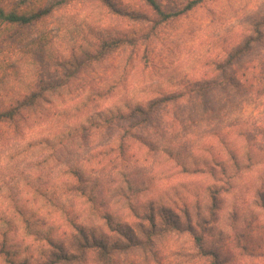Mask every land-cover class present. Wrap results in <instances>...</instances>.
I'll return each mask as SVG.
<instances>
[{"label":"rangeland","instance_id":"rangeland-1","mask_svg":"<svg viewBox=\"0 0 264 264\" xmlns=\"http://www.w3.org/2000/svg\"><path fill=\"white\" fill-rule=\"evenodd\" d=\"M160 1L167 9L178 10L189 0ZM110 2L115 8L99 1H71L37 28L7 29L0 34V111L9 109L38 84L55 86L41 98L32 117L29 115L32 122L19 124V128L27 126L24 131L15 130L13 124L0 127V228H5L4 221L14 220L16 231L10 235L11 248L22 258L32 252L37 254L40 243L28 234L19 207L33 216L36 228H51L61 235L70 231L67 214L51 204L46 193L67 206L72 218L98 231L97 237L105 233L112 243L121 239L106 228L105 220L93 212L87 199L62 195L58 182L66 179L62 175L64 168L114 144L123 136L125 123L93 133L86 140L72 139L65 148L53 150L47 141H58L97 112L116 107L126 110L128 105L143 104L172 92L180 94L191 86L218 79V74L213 73L216 67L226 63L232 49L250 34L251 22L264 19V0H205L193 12L162 25L157 24L156 13L142 0ZM40 35L50 42L48 52L37 48L27 54L24 49L18 51L24 41ZM110 38L124 39L125 43L119 50L102 52L103 41ZM7 46L16 49L11 53ZM249 61L264 68L263 45L242 63ZM80 62L84 63L80 73L70 78L74 65ZM103 83L105 99L96 94ZM113 86L118 87L111 97L108 87ZM208 99L210 102L211 97ZM203 110L202 102L188 96L176 104L164 105L156 111L153 128L141 125L134 130L142 139L123 138L126 162L115 157L119 164H111L113 159L81 164L88 170L86 178L96 186L101 208L110 211L125 227L124 236L141 241L138 247L115 253L111 264H211L199 255L192 231L204 234L213 221L210 212L215 214L217 210L209 192L216 180L206 174L213 165L211 151L215 156L220 153L215 160L227 162L226 148L219 146L211 131L230 126L235 116L233 110L227 109L224 114L218 111L204 118ZM240 111L247 132L259 137L257 146L264 163V96L246 100ZM227 137L228 147L244 148L233 135ZM156 144L181 150V158L171 160L157 153ZM214 165L220 169L223 164L216 161ZM260 175L256 170L245 173L235 181L231 193L218 195L223 202L215 223L218 229L206 246L220 250L226 243L225 234L231 233L230 239H236L234 232L241 231L247 235L243 238L248 247L243 252L231 246L230 252L224 251L221 264H264V233H258L260 227L264 228V210L256 195ZM72 180L75 182L73 177ZM120 188L132 198L137 213L128 208L127 199L118 195ZM152 208L158 215L156 230L141 218ZM165 211L182 227L180 230L167 227L161 217ZM189 211L192 216L186 217ZM0 264L8 263L0 257ZM77 264L102 263L90 253Z\"/></svg>","mask_w":264,"mask_h":264},{"label":"trees","instance_id":"trees-1","mask_svg":"<svg viewBox=\"0 0 264 264\" xmlns=\"http://www.w3.org/2000/svg\"><path fill=\"white\" fill-rule=\"evenodd\" d=\"M71 1L75 0H0V34L7 29L25 30L27 28H37L41 23L51 18L61 6L67 5ZM90 1H99L107 4L111 8H115L110 0ZM142 1L156 13L159 18L158 25L177 20L193 12L205 2V0H189L184 4L183 8L170 10L165 8L160 0ZM250 27V34L245 36L244 43L242 42L232 49V53L228 55L226 63L216 67L213 73L218 74V79H212L195 85L194 87H186L188 90L186 89L187 91L180 94L172 92L164 97L148 99L143 104L128 105L125 108L126 110L116 107L107 109L103 112H97L93 116L87 118L83 124L79 125L74 130H72V128L69 129L65 134L59 137L58 141H47V145L53 150L57 147L65 148L68 143L71 142L72 144V139L73 141L76 138L86 140L91 137L93 133L95 134L111 126L125 123L124 129L122 130L123 136H119L114 144L108 145L100 152L89 155L82 161L75 162V164H77L75 166L64 168V173L62 175L66 177V179H62L58 182V189L62 195L87 199L86 201L92 206L93 212L105 220V226L110 232L121 236L120 240L112 243L107 240L105 233L97 237L98 231L87 228L80 219H76V217L72 218L67 206H64L60 201H56L55 195L50 196L45 192L46 195L49 196L48 200L50 203L60 207L67 214V223H69V228L67 229H70L71 232L68 230V233H62L63 235H61L57 234V232L51 228L49 230L36 228L37 224L33 222V216L27 215V211L19 207L20 210L18 213L21 217H24V223H26L28 227V234L33 236L36 242L40 243L39 251L37 254L31 251V255L27 254V256L22 258L18 252L12 250L11 246H13V243H10V235L15 233L14 231L16 230L15 223L13 222L14 220L11 219L4 221L6 222L4 229L0 228V239L2 240L0 242V257L4 258L8 264H77V261L83 260L85 255L92 253L98 262L102 264H111L110 261L115 253L140 246L141 241H139L138 238L124 236V233L127 232L125 227L117 221L110 211L101 208L95 193L96 186L90 183V178H86L88 170L81 166V164H92L95 163V161L105 163L104 161L107 162L109 159H113V161L110 162L111 164H119L117 160L126 162V143L123 138L130 137L142 139L143 136L134 132L135 129H138L141 125L153 128V120L158 109L164 105L168 107L172 104H176L187 96L190 98L195 97L202 102L204 118L214 115L218 111H220V114H224L227 109L233 110V115L235 116L230 126L220 129L215 128L211 131V136L216 139L219 146L226 148L227 162L226 160H215L216 157L218 159L220 153L218 156H215L211 151V159H213L211 164L213 165L206 174L216 180V184L214 187L210 188L209 192L213 195L210 197V200L213 201L212 206H217V210L215 214L210 212L213 220L212 223L211 221L207 222L211 223L210 226L213 227V230H211V227L207 228L204 234H198L192 231L194 232L192 235L198 253L206 258L207 261H210L211 264H221L225 257H223V255H225L224 251L230 252L231 246L234 249L236 248L243 252H247L248 247L245 245V238H243L245 236L247 238V235L241 231L234 232L236 239H230L231 233L223 234L226 243L222 244L220 250L209 249L206 245L213 240L215 237L214 234L217 233L216 229H218L215 223L219 220L218 212L222 209L223 204V202L219 200L218 195L221 196L228 192L231 193L232 189H234L235 181L241 178L243 174L254 170H256L258 175L261 174V180L259 181L261 184L256 195L258 196L257 200L262 202L261 207L264 210V163L259 156L261 150L257 146L259 137H251L245 128V122L241 121L239 117V115H241V106L245 105L246 100H257L260 96H264V68L262 66L258 67L257 63L254 61H249L247 64L242 63L253 54L257 46H264V19L259 18V20L251 22ZM21 42H23V40H21ZM124 43V39L110 38L103 41L101 49L102 52L119 50L123 47ZM49 44L50 42L45 40L44 36L40 35V37L37 36L34 39L28 40L26 43L24 41V47L17 49L20 52L24 49L23 52L25 54H27V52L29 53V50L31 52V49L35 48L48 52ZM8 49L13 53L16 48ZM88 56L90 58L97 57L93 55ZM74 66L75 68L69 74V77L72 79H75L76 75L80 73V68L84 66V63H76ZM104 83L106 84V82ZM105 84L100 88L99 91L101 92L96 93L103 99L106 98L107 93ZM54 87L55 86L50 84L44 86L38 84L36 88H31L27 96H23L15 101L9 109L0 111V127L1 125L13 124L15 130H17L20 123L29 125V123L32 122V111L39 106L42 101L41 98L43 99L47 92L53 91ZM117 87L118 86L108 87L111 97L114 95V91ZM209 97H211L210 102L208 101ZM215 106H218L219 109L215 110ZM29 115H31V117ZM25 128H27V126L19 128V132L24 131ZM229 135H233L235 139L240 140L244 148L240 150L238 148L233 149L228 147L227 136ZM2 136L3 134H0V138ZM154 148L157 153L161 152L171 160H179L182 155L181 150L178 152L175 149H169V146L166 144H156ZM105 155L108 157V159L105 158L106 160H104L103 157ZM115 157L117 160H114ZM45 161L49 162L47 159H45ZM216 161L217 164H223L220 165L222 166L220 169L219 165H214ZM231 163L234 164V166L228 165ZM219 172H221V175L218 174ZM72 177L75 182H73ZM127 184L129 188L133 190L132 187L134 186L129 180H127ZM119 190L120 191L117 193L121 199H127L128 208H130L132 212L137 213V206H134L133 200L129 194H125L122 188ZM209 205L210 203H208V206ZM154 209L155 208L151 209V213L141 215V218L147 219L156 230V219L158 215L154 214ZM208 210L211 211L212 208ZM185 215L186 217L192 216L190 211ZM138 216L140 217V214ZM161 217L164 219L167 227L169 226L178 230L182 228L166 211L162 213ZM72 229L75 232H72ZM259 232H261V234L264 233V228L260 227L258 229V233ZM149 236L151 235L149 234ZM224 237H221V241Z\"/></svg>","mask_w":264,"mask_h":264}]
</instances>
